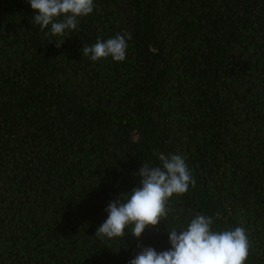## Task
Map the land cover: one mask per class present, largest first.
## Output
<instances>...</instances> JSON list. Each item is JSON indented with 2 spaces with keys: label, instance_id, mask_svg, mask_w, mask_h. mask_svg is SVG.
Returning a JSON list of instances; mask_svg holds the SVG:
<instances>
[{
  "label": "trees",
  "instance_id": "obj_1",
  "mask_svg": "<svg viewBox=\"0 0 264 264\" xmlns=\"http://www.w3.org/2000/svg\"><path fill=\"white\" fill-rule=\"evenodd\" d=\"M94 5L57 47L28 0H0V264H128L197 213L243 227L245 264H264V0ZM117 33L123 62L82 54ZM173 154L196 183L168 216L97 237L142 164Z\"/></svg>",
  "mask_w": 264,
  "mask_h": 264
},
{
  "label": "clouds",
  "instance_id": "obj_2",
  "mask_svg": "<svg viewBox=\"0 0 264 264\" xmlns=\"http://www.w3.org/2000/svg\"><path fill=\"white\" fill-rule=\"evenodd\" d=\"M28 3L37 12L31 22L42 31L50 25L57 47L77 29L78 18L88 16L95 7L94 0H28ZM131 39V33L97 39L91 46H82V54L93 62L108 57L123 62ZM160 159L161 166L145 163L139 168L140 187L108 203L107 219L98 227L97 237L124 238L126 227L132 225L131 233L139 239L146 228L159 225L168 216L167 203L174 194L182 195L190 184L195 186L182 156L173 154ZM212 225V216L197 213L186 228L167 231L170 249L157 252L153 247L141 248L128 264H245L251 248L246 230L235 227L213 231Z\"/></svg>",
  "mask_w": 264,
  "mask_h": 264
}]
</instances>
